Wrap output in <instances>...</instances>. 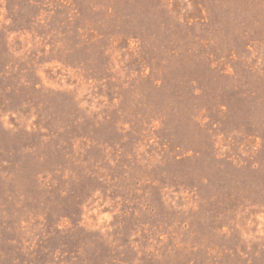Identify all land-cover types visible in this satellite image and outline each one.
<instances>
[{"label":"rangeland","instance_id":"obj_1","mask_svg":"<svg viewBox=\"0 0 264 264\" xmlns=\"http://www.w3.org/2000/svg\"><path fill=\"white\" fill-rule=\"evenodd\" d=\"M0 264H264V0H0Z\"/></svg>","mask_w":264,"mask_h":264}]
</instances>
